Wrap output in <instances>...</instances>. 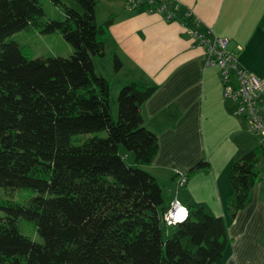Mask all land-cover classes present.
Returning <instances> with one entry per match:
<instances>
[{
	"label": "trees",
	"instance_id": "1",
	"mask_svg": "<svg viewBox=\"0 0 264 264\" xmlns=\"http://www.w3.org/2000/svg\"><path fill=\"white\" fill-rule=\"evenodd\" d=\"M76 1L82 11L63 5V19L44 20L40 0H0V264H225L226 217L189 197L188 218L168 225L172 203L145 170L159 141L142 109L158 87L123 86L113 115L96 60L119 14L98 25V0ZM32 29L60 33L73 54L28 55L12 37ZM260 164L257 143L231 165L230 219L248 206ZM211 168L205 157L174 181Z\"/></svg>",
	"mask_w": 264,
	"mask_h": 264
},
{
	"label": "crops",
	"instance_id": "2",
	"mask_svg": "<svg viewBox=\"0 0 264 264\" xmlns=\"http://www.w3.org/2000/svg\"><path fill=\"white\" fill-rule=\"evenodd\" d=\"M170 1L177 6L172 21L152 13L150 7L138 12L126 9L124 20L119 14L105 45L104 58L110 71L114 68L113 76H105L98 66L102 61L97 66L116 93L127 85L119 79L128 66L141 73L144 80L139 83L158 87L142 109L144 125L159 141L158 156L145 170L157 179L170 203L186 207L190 197L211 215L226 217L230 242L225 264H264V167L258 168L260 176L248 206L235 219H230L225 206L231 192L230 167L258 140L237 104L224 100L219 71L207 66L206 50L192 36L196 32L228 38L231 49L242 48L237 52L239 64L264 80V0ZM115 55L122 62L119 70L113 67ZM260 106L264 114V89ZM205 157L212 167L208 173L185 185L174 181L178 172Z\"/></svg>",
	"mask_w": 264,
	"mask_h": 264
},
{
	"label": "built area",
	"instance_id": "3",
	"mask_svg": "<svg viewBox=\"0 0 264 264\" xmlns=\"http://www.w3.org/2000/svg\"><path fill=\"white\" fill-rule=\"evenodd\" d=\"M142 3L148 5L152 13L164 15L168 21L175 18L173 8L177 6H172L170 0H138L137 5ZM192 36L205 48L208 57L207 66L218 69L223 85L224 100L237 104L238 113L246 119L250 134L258 140V143L264 144V114L261 111L259 100L260 93L264 89V80L249 74L239 65L235 50L230 49L228 38L214 36L212 33L196 32L192 33ZM237 49L242 48L238 46ZM185 184L186 180L182 179L180 185ZM182 212H184L183 217L177 219ZM188 214V208L174 201L165 219L168 225H173L185 221Z\"/></svg>",
	"mask_w": 264,
	"mask_h": 264
},
{
	"label": "rangeland",
	"instance_id": "4",
	"mask_svg": "<svg viewBox=\"0 0 264 264\" xmlns=\"http://www.w3.org/2000/svg\"><path fill=\"white\" fill-rule=\"evenodd\" d=\"M42 3V7L44 9L45 15L43 17L44 20H51V19H63V5H67L70 8L82 11L81 6L77 3L76 0H40ZM138 3V0H98V5L95 9V16H96V21L98 25L103 24L107 18L112 14V13H118L121 15V18L124 20L128 16L126 14V9H134L136 7V4ZM149 6L144 5L142 9H146L148 11ZM136 9L134 12H138ZM133 11V10H130ZM120 17H118L119 19ZM13 40L17 41L20 46L25 50V53L28 55H31L32 57H69L70 55L73 54V47L64 40L62 35L60 33H53V34H42L36 29H32L30 31H22L17 34H15L12 37ZM108 56L111 55V49L109 47L108 50ZM98 58L96 60V63H99L98 66L103 69L104 74L107 78L109 76H113L112 74L110 75V72L114 68H111L108 66V62H106L105 58ZM110 59V58H108ZM112 63V58L111 60ZM115 67V63H113ZM106 78V79H107ZM114 78L115 77H110ZM142 75L138 71H135L132 69L131 66H128L125 71L121 72V78L119 80L122 81L125 84H129L130 82H137L141 80ZM142 80H144L142 78ZM141 84V83H140ZM113 86L111 88V106H112V112L113 115L117 118L118 117V95L119 92L116 93V90L114 91ZM152 131V130H151ZM81 136H78V138ZM253 139V138H252ZM264 164L259 165V169L263 168ZM18 194H15V199H19Z\"/></svg>",
	"mask_w": 264,
	"mask_h": 264
},
{
	"label": "clouds",
	"instance_id": "5",
	"mask_svg": "<svg viewBox=\"0 0 264 264\" xmlns=\"http://www.w3.org/2000/svg\"><path fill=\"white\" fill-rule=\"evenodd\" d=\"M184 212H186V210H184ZM184 212H182V215L180 217H177V219H181L184 215Z\"/></svg>",
	"mask_w": 264,
	"mask_h": 264
}]
</instances>
